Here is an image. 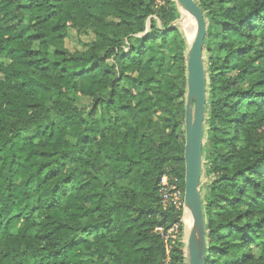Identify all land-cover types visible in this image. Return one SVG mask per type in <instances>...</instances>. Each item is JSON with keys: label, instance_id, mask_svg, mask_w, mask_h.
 <instances>
[{"label": "trees", "instance_id": "trees-1", "mask_svg": "<svg viewBox=\"0 0 264 264\" xmlns=\"http://www.w3.org/2000/svg\"><path fill=\"white\" fill-rule=\"evenodd\" d=\"M196 1L206 264H264V0ZM179 14L175 0H0V264H187L157 230L183 231L159 192L164 175L185 186ZM69 29L93 31L86 52L66 49Z\"/></svg>", "mask_w": 264, "mask_h": 264}, {"label": "water", "instance_id": "water-1", "mask_svg": "<svg viewBox=\"0 0 264 264\" xmlns=\"http://www.w3.org/2000/svg\"><path fill=\"white\" fill-rule=\"evenodd\" d=\"M175 1L180 13H188L196 25L194 39L191 42L188 41L186 56L188 76L184 124V209L190 210L194 224V229L191 230L187 243H185L186 263L206 264V222L200 186L203 173V146L206 135L207 84L204 46L207 29L203 11L196 0Z\"/></svg>", "mask_w": 264, "mask_h": 264}, {"label": "rangeland", "instance_id": "rangeland-1", "mask_svg": "<svg viewBox=\"0 0 264 264\" xmlns=\"http://www.w3.org/2000/svg\"><path fill=\"white\" fill-rule=\"evenodd\" d=\"M156 2H157V4H161L162 0H156ZM181 18H182V13L179 14L178 19L174 22L173 26L180 28L182 30ZM94 40H95V35H94L93 31H91V30L81 31L78 29H69L68 34H67V38L65 39V47L71 53H76V52L82 53V52H86L90 48V46L94 42ZM168 62L170 63V66H171L172 65L171 60H168ZM1 77L2 76L0 75V78ZM181 101L182 100H179L178 102H181ZM77 105L79 107H81L84 111H86L87 113L91 112V110L94 107L93 100L91 98H88V97L78 98L77 99ZM185 106H186V101H185ZM183 131H184V127H183ZM33 134H34V130L26 132L23 135L24 136H32ZM243 145H244L243 143L238 144V146H243ZM208 178H210L209 175L204 177V179H203L204 182H207ZM66 188L68 190H70L72 188V186H68ZM182 218H183V216H182ZM182 224H183V221H182ZM180 233H179V229L177 226L173 227L171 232L168 233V239H167L168 249L171 248V246L173 245V241H176V240L183 245L185 244V241L187 239V235L185 234L184 224H183V231H182L181 235H180ZM82 238L85 239V237H82ZM261 245H264V242L260 241L252 247L255 255H257V256L260 254L259 247ZM222 263L223 264L227 263L226 259L222 258Z\"/></svg>", "mask_w": 264, "mask_h": 264}, {"label": "built area", "instance_id": "built-area-1", "mask_svg": "<svg viewBox=\"0 0 264 264\" xmlns=\"http://www.w3.org/2000/svg\"><path fill=\"white\" fill-rule=\"evenodd\" d=\"M161 204L164 209L173 208L180 211L184 209V190L180 186L179 178L174 175H164L160 185ZM173 228L164 232L163 228H158L159 232L165 233V239H168V233Z\"/></svg>", "mask_w": 264, "mask_h": 264}, {"label": "bare ground", "instance_id": "bare-ground-1", "mask_svg": "<svg viewBox=\"0 0 264 264\" xmlns=\"http://www.w3.org/2000/svg\"><path fill=\"white\" fill-rule=\"evenodd\" d=\"M181 28H182V31H183L187 41L191 42L195 36L196 25H195L193 18L186 12H182ZM182 221H183V224L185 227V234L187 235V239H188V236H189L191 230L194 229V224H193L191 212L187 208L184 211ZM187 239H186L185 243H187Z\"/></svg>", "mask_w": 264, "mask_h": 264}]
</instances>
